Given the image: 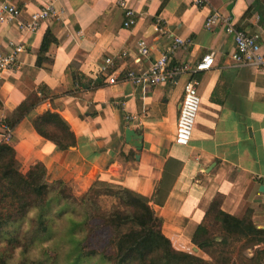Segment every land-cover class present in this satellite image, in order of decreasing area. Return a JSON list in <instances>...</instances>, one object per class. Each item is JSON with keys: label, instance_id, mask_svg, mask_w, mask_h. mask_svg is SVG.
<instances>
[{"label": "crops", "instance_id": "1", "mask_svg": "<svg viewBox=\"0 0 264 264\" xmlns=\"http://www.w3.org/2000/svg\"><path fill=\"white\" fill-rule=\"evenodd\" d=\"M118 1L53 0V15L41 21L35 32L12 26L2 31L1 42L12 38L25 50L19 55L18 72L0 73V118L27 91L45 85L51 97L34 114L57 112L75 135L74 146L59 150L37 134L30 116L24 118L13 128L9 142L21 170L42 162L49 181L72 182L77 193L102 178L149 198L155 191L165 195L161 205H152L163 220L162 232L179 250L187 249L216 193L223 195V211L242 216L252 208L253 221L264 226V69L233 66L232 37L222 24L204 27L206 16L217 10L236 27L258 34L264 51V0H207L202 8L194 7L191 0H124L135 12L137 21L131 28L122 27ZM11 2L21 8V20L50 4L49 0ZM48 28L56 39L46 53L51 62L36 66ZM175 37L185 42L172 50L176 63L193 64L207 52L214 54L213 66L193 76L201 103L185 146L174 142L185 75L176 84L152 88L107 82L116 71L146 68L172 47ZM141 38L150 51L137 62ZM122 51L127 52L125 57ZM107 56L114 64L102 72L100 65ZM69 64L81 76V83L70 90L65 79ZM95 80L102 85L82 87ZM128 113L137 115L138 121H125ZM127 127L142 135L140 150L124 141Z\"/></svg>", "mask_w": 264, "mask_h": 264}, {"label": "trees", "instance_id": "2", "mask_svg": "<svg viewBox=\"0 0 264 264\" xmlns=\"http://www.w3.org/2000/svg\"><path fill=\"white\" fill-rule=\"evenodd\" d=\"M55 42L48 28L37 52L36 66L51 62L46 53ZM80 78L69 64L65 70L68 90L74 83H81ZM101 85L99 80L92 85L82 83L85 89ZM47 97L51 95L45 85L27 91L22 101L5 116L4 124L15 128L30 116L38 135L59 150L68 149L75 145V135L65 119L49 109L34 114ZM72 187V182L49 181L42 162L30 165L23 172L15 150L9 144L0 143V264H49L44 241L48 240L50 224L62 218L68 209L79 210L83 217L71 220V230L90 219H99L112 230L113 254H99L109 264H264V228H258L253 221V209H247L242 216L229 214L221 209L223 195L220 193L213 196L191 242L186 243L189 252L176 249L162 232L163 220L152 203L161 205L165 195L155 191L149 198L102 178L94 180L80 196L73 194ZM31 211L35 212L34 216H29ZM72 241L77 252L72 264H81L95 254L82 255L77 240ZM38 246L41 255L31 256V248ZM247 251L251 254H246Z\"/></svg>", "mask_w": 264, "mask_h": 264}, {"label": "built area", "instance_id": "3", "mask_svg": "<svg viewBox=\"0 0 264 264\" xmlns=\"http://www.w3.org/2000/svg\"><path fill=\"white\" fill-rule=\"evenodd\" d=\"M50 4L42 6L33 11L27 20H21V8L11 0L0 1V36L2 31L8 27H15L24 33L35 32L41 21L53 15V7ZM191 4L196 8H202L207 4V0H191ZM117 5L122 11V27L131 28L136 24L135 12L124 0H119ZM222 24L224 31L232 37L234 50L230 54L233 66L251 65L259 69H264V51L261 48L258 34H251L244 29L236 27L228 16H224L217 10H212L204 20V27L211 28ZM156 22V30H159ZM185 42L180 37L173 39L172 47L165 52H161L146 68L126 69L116 71L107 78L109 84L118 81L128 82L134 86L142 88H152L158 85L176 84L180 77L186 76L182 88V96L179 103L178 114L175 123L174 142L178 145H187L191 139L195 127L196 118L199 112L201 98L197 90V81L193 79L194 74L209 70L213 66L214 54L212 51L204 54L200 60L193 64L176 63L173 61L172 50L177 46L184 45ZM25 48L21 42H15L12 38L0 41V73H15L21 68L19 55ZM150 46L146 39L137 41V53L140 56H148ZM127 55L126 51L120 54ZM114 64L113 57L107 56L100 65V70L105 72L107 68ZM5 118V117H4ZM4 118H0V143L9 144L13 138V128L4 124ZM125 121L137 122L138 116L135 114H125Z\"/></svg>", "mask_w": 264, "mask_h": 264}, {"label": "rangeland", "instance_id": "4", "mask_svg": "<svg viewBox=\"0 0 264 264\" xmlns=\"http://www.w3.org/2000/svg\"><path fill=\"white\" fill-rule=\"evenodd\" d=\"M72 192L74 195L80 196L85 191L77 193L73 186ZM68 210L69 212H67L62 218L50 224L48 240L44 241L45 248H47V255L50 256V258H48L49 264L73 263L74 258L77 255V252L74 250L75 242L72 241L73 239L77 240L79 243V248L82 255L86 256V253L95 252V254H92L89 258H85L81 264H109L104 262L99 254L106 256L113 254V248L111 244L112 230L108 226L104 225L99 219L87 220L80 227L75 228V230H71V220L77 221L81 220L83 217L79 210ZM34 215V211H31L29 214V216ZM257 227L264 228V226L258 225ZM186 250L189 251L188 249ZM41 252L42 250L40 246L32 247L30 255H41ZM245 253L248 255L251 254L248 253V251ZM199 254L208 259V256L203 252H199Z\"/></svg>", "mask_w": 264, "mask_h": 264}, {"label": "water", "instance_id": "5", "mask_svg": "<svg viewBox=\"0 0 264 264\" xmlns=\"http://www.w3.org/2000/svg\"><path fill=\"white\" fill-rule=\"evenodd\" d=\"M142 135L138 133L136 130L131 128H125L124 130V141L131 146H133L136 150H140L142 146ZM194 250H198L196 246H194Z\"/></svg>", "mask_w": 264, "mask_h": 264}]
</instances>
